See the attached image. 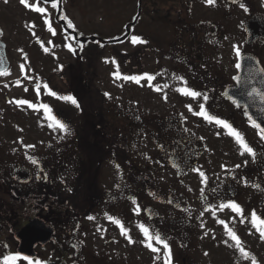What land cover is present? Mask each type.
<instances>
[{
    "label": "flooded vegetation",
    "instance_id": "flooded-vegetation-1",
    "mask_svg": "<svg viewBox=\"0 0 264 264\" xmlns=\"http://www.w3.org/2000/svg\"><path fill=\"white\" fill-rule=\"evenodd\" d=\"M125 1L136 4L135 12L101 36L82 35L71 15L80 0H28L31 7L0 0V258L12 253L32 264H254V257L264 264V239L252 223L253 211L264 219V139L245 108L223 95L236 85L241 59L235 55L227 65L228 41L240 40V53H252L264 68V34L250 42L246 29L253 16L264 15V3ZM37 6L44 11L36 12ZM242 14L246 21L235 29L230 21ZM133 36L140 38L135 44ZM46 43L67 44L75 56L88 46L91 55L98 45L110 50L109 82L122 83L121 100L92 112L70 76L58 71L44 82L48 93L58 91L61 98L33 97L26 86L30 67L59 62L45 58ZM125 76L143 78L137 83ZM43 78L37 74L41 86ZM180 89L207 95L208 113L230 127L195 115L202 96L193 99ZM65 94L79 108L63 100ZM48 96L63 104L50 105ZM44 105L71 134L49 127ZM233 130L254 149V158L241 155ZM228 202L238 204L243 216L220 207ZM141 223L166 239L170 256L146 239ZM257 226L264 229V223Z\"/></svg>",
    "mask_w": 264,
    "mask_h": 264
},
{
    "label": "rangeland",
    "instance_id": "rangeland-1",
    "mask_svg": "<svg viewBox=\"0 0 264 264\" xmlns=\"http://www.w3.org/2000/svg\"><path fill=\"white\" fill-rule=\"evenodd\" d=\"M259 1L260 0H257V4L258 6H261V3H264V0H261L262 2ZM78 3L79 2H77L79 8L72 9L71 15L74 16V21L82 29V35H90L93 32H98L101 33L99 34L101 36H110L113 32V27L117 24H122L127 12H129V10L130 12H135L137 9L136 4L130 3L128 6L129 3L127 4L125 0H80V4ZM72 4L73 3L69 1L68 5L70 8ZM116 17H118V19H116ZM245 19V14H242L240 18L235 17L230 21L231 26L237 29L236 27L240 26L242 22H245ZM240 42V40L234 42L228 41L227 46H229L230 50L229 55L227 54L225 56V62L227 65L231 64L234 60H237V48L239 49ZM24 45H27V39L24 40ZM88 47L82 48L80 52L81 55L75 56L74 50L67 44L58 47H51L49 43H46L44 52H47V56H45V58L48 57L49 59H55V61L57 60L59 62H56L57 66L50 65L42 67L39 64L34 65V70L32 69L33 71L31 70L32 66L30 67L28 76L31 77L32 80H29V83L27 82L26 86L31 90L34 89L35 93L32 91V96L34 97L35 95L37 99L44 93L50 95L47 92L48 83H45L44 80L49 75L55 74L58 76L59 74H56L58 71L65 74L67 77L70 76L72 84H74L72 88L76 91L80 90L83 100H86V105H91L92 112L95 110L94 108L106 105V102L112 104V102L117 103V101L121 100L122 83L117 82L111 86L109 82V74L113 68V61L109 55L110 50L108 52L107 48L98 45L97 52L91 55V49ZM263 56L264 53L262 57ZM119 64H122L121 60ZM61 66L63 68H61ZM33 74L34 77L32 78ZM37 74L38 76H44L43 80H41L43 86L39 83ZM86 78H88V87L85 88L84 79ZM94 79H96V81ZM55 81L60 90H63L65 93L68 92L67 90H69V88L61 83L57 77ZM50 84L52 83L49 82V89L52 90ZM38 85L39 88H37ZM23 90L26 92L24 88ZM127 91L130 94H135V96H137L135 91ZM55 93L57 94L58 91ZM68 94H65V96ZM47 101L50 105L57 104L58 107L63 104L62 100L56 102L54 97L50 96H48Z\"/></svg>",
    "mask_w": 264,
    "mask_h": 264
},
{
    "label": "snow or ice",
    "instance_id": "snow-or-ice-1",
    "mask_svg": "<svg viewBox=\"0 0 264 264\" xmlns=\"http://www.w3.org/2000/svg\"><path fill=\"white\" fill-rule=\"evenodd\" d=\"M5 2H7V0H5ZM212 2H213V0H208V3H212ZM20 3L22 5H24L25 7H31V5H29L28 0H20ZM53 7H55V4H53ZM35 11L36 12H43L44 9L37 6V7H35ZM61 18L66 19L65 17H61ZM67 26L72 27L71 21L67 22ZM138 40H140L139 37H136V36L132 37V42L134 44ZM140 42L146 43V41H142V40ZM237 55L242 56V54L239 52L238 48H237ZM236 67L238 69L241 68V64L238 63L236 65ZM61 68H62V66H61ZM247 73H248L247 79L241 82L242 85H244V87L241 89V95L248 96L253 101V103H255L257 100H259L260 104H261L260 111L262 114H264V94L257 92V90L255 88H251V89L247 88V85H249L251 83V81L255 78V76L257 74V70L252 68V67H249L247 69ZM145 75H147V74H145ZM122 78L126 79V80L131 79V80H134L135 82L139 83L140 79H142L143 77L125 76ZM147 78L149 80H151L154 77L148 76ZM236 79L240 80L239 77H237ZM185 83H186V81H185ZM37 88H39V86H37ZM157 90H159V89L157 88ZM179 91H181L182 94H184V95L191 96L193 99H199L202 96L204 103H201L199 105L201 110L199 112L194 113L195 115L202 116L209 123H215L218 126L230 127V125L226 121L221 120V119L215 117L214 115H211L208 113L207 108H206V102L208 101L209 97L207 95H203L202 93L195 91V90H191V89H180ZM49 94L53 95V96H57L56 93H52L50 91H49ZM223 95L228 96L229 94L227 92H225ZM57 98H61V97L57 96ZM62 99L65 101L71 102V104L73 106L79 108V102L77 101V99L74 96L67 95V96L62 97ZM19 103H26V101H19ZM187 107L189 108L190 111H192L191 105H187ZM44 109H45L46 113H49L47 118L50 121H52V123L49 124V127H53L54 130H59V131L66 133V134H71V130L66 123H64L61 119L56 117L54 114H50V108L48 105H44ZM249 119H250V122L252 123V126L256 127L258 129L261 138L264 139V127H262L261 124L256 123V121L252 120L251 117H249ZM233 134H234V138L241 145V148H242L241 155H243L245 152H247L249 155H252L254 158L255 157L254 149L243 139L242 134H240L238 131H235V130H233ZM26 147H31V146H26ZM237 167H239V166H237ZM201 176H203V173H201ZM213 191H215V189H213ZM220 207L221 208H225V207L230 208L234 212H236L237 214L243 216V209L238 204H236L235 202H228L226 204H221ZM133 211L136 215H139L140 211H141L139 208V205H137V207ZM257 221H259L260 223H264V219L258 217L257 214L255 213V211H253L252 212L253 226L257 227V230L260 231V233H261V238L264 239V229H261L257 226ZM241 222H243V221H241ZM117 223H119V221H117ZM138 226L141 229V231L144 233V235L148 241H151L154 239L158 244L163 245V247L168 250V254L170 256V248L166 242V239L162 238L159 232H157L153 236L151 229L149 227L145 226L142 223L139 224ZM121 228H122V234L127 235V232L123 230L122 225H121ZM231 238L233 240H235L236 245L239 247L241 244L240 239L234 233H231ZM129 241L132 242L130 237H129ZM146 246L151 248L153 251H159L158 248L153 247V244L151 242L147 243ZM241 250L243 251V249H241ZM245 255L247 256L249 254L245 253ZM20 259H24L25 261H28L29 264H32V262L29 260V258L27 256L21 257L20 254H12V253L0 258V264H17V261H19ZM252 259H253L254 264H255V258L252 257ZM36 264H40V262L37 261ZM165 264H168V260L165 261Z\"/></svg>",
    "mask_w": 264,
    "mask_h": 264
},
{
    "label": "water",
    "instance_id": "water-1",
    "mask_svg": "<svg viewBox=\"0 0 264 264\" xmlns=\"http://www.w3.org/2000/svg\"><path fill=\"white\" fill-rule=\"evenodd\" d=\"M230 1L237 3L242 0ZM246 29L249 35L248 37L250 42V38H254V36L259 32L261 34H264V15L257 14L253 16L247 22ZM85 40L86 39H83V41ZM239 64H241V68H239V73L236 78L239 77L240 80L236 79V85H232L230 88L227 89V93L229 94L228 96L233 102H236L238 105H241L245 108L246 116L248 118L251 117L252 120L256 121V123L261 124V126L264 127V114H262L260 111V101L257 100L255 103H253V101L248 96L241 95V89L244 87L241 82L247 79V69L249 67L256 69L257 74L255 78L251 81V83L247 85V88H255L257 92L264 94V68L260 64L259 59L250 53L243 54L241 56Z\"/></svg>",
    "mask_w": 264,
    "mask_h": 264
},
{
    "label": "trees",
    "instance_id": "trees-1",
    "mask_svg": "<svg viewBox=\"0 0 264 264\" xmlns=\"http://www.w3.org/2000/svg\"><path fill=\"white\" fill-rule=\"evenodd\" d=\"M100 50V49H99Z\"/></svg>",
    "mask_w": 264,
    "mask_h": 264
}]
</instances>
